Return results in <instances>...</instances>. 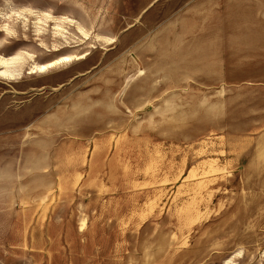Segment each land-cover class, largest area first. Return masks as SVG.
I'll use <instances>...</instances> for the list:
<instances>
[{"label": "rangeland", "instance_id": "rangeland-1", "mask_svg": "<svg viewBox=\"0 0 264 264\" xmlns=\"http://www.w3.org/2000/svg\"><path fill=\"white\" fill-rule=\"evenodd\" d=\"M250 1L224 45L199 0H0V264H264Z\"/></svg>", "mask_w": 264, "mask_h": 264}, {"label": "crops", "instance_id": "crops-1", "mask_svg": "<svg viewBox=\"0 0 264 264\" xmlns=\"http://www.w3.org/2000/svg\"><path fill=\"white\" fill-rule=\"evenodd\" d=\"M199 3L203 5L190 9L187 14L202 16L205 24L203 35L212 40L219 34L224 45L227 44V38L239 30L242 21H250L257 17V14H254L257 13L256 8L251 6L254 4L250 0H199ZM210 53L206 51L204 54L206 59L211 56Z\"/></svg>", "mask_w": 264, "mask_h": 264}, {"label": "bare ground", "instance_id": "bare-ground-1", "mask_svg": "<svg viewBox=\"0 0 264 264\" xmlns=\"http://www.w3.org/2000/svg\"><path fill=\"white\" fill-rule=\"evenodd\" d=\"M14 59V57H9V58H3L0 56V79L6 80V79H11L15 74L11 70V61ZM71 59L69 57H64V58H59L55 60V62L52 63H47L39 66L32 65L30 66L28 73L29 74H39V73H44L47 72L49 69L54 68L56 65L60 64H67Z\"/></svg>", "mask_w": 264, "mask_h": 264}]
</instances>
